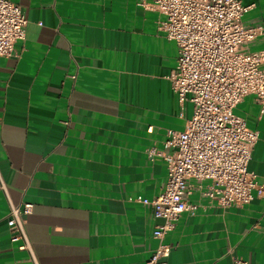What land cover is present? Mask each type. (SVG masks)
Here are the masks:
<instances>
[{
	"label": "crops",
	"instance_id": "obj_1",
	"mask_svg": "<svg viewBox=\"0 0 264 264\" xmlns=\"http://www.w3.org/2000/svg\"><path fill=\"white\" fill-rule=\"evenodd\" d=\"M11 1L27 24L0 56V264H30L9 239V201L31 205L38 264H146L162 220L137 199L158 196L167 170L145 150L192 115L171 87L177 47L163 17L141 6L152 0ZM239 1L242 23L264 27V0ZM248 48L264 53V35ZM234 112L258 133L247 171L260 193L223 209L203 195L209 181H190L196 209L166 234V264H264V115L251 95Z\"/></svg>",
	"mask_w": 264,
	"mask_h": 264
},
{
	"label": "built area",
	"instance_id": "obj_2",
	"mask_svg": "<svg viewBox=\"0 0 264 264\" xmlns=\"http://www.w3.org/2000/svg\"><path fill=\"white\" fill-rule=\"evenodd\" d=\"M141 6L163 17L158 29L177 47L171 87L181 105L192 104L182 131L168 130L160 148L145 150L150 161L166 165L163 191L151 200L137 199L162 220L153 231L157 246L146 264H166L172 249L166 234L182 213L196 209L189 202L190 181H209L203 195L223 209L245 205L253 191L260 193L255 175L247 171L258 133L234 109L251 95L264 115V53L248 48L264 35V27L242 23L247 8L239 0H152ZM26 24L18 4L0 0L1 57L13 55L14 44L25 38ZM0 188L6 193L1 179ZM30 209L31 205L9 201L6 224L10 241L27 252L30 264H38L23 218ZM232 264L247 262L234 256Z\"/></svg>",
	"mask_w": 264,
	"mask_h": 264
}]
</instances>
